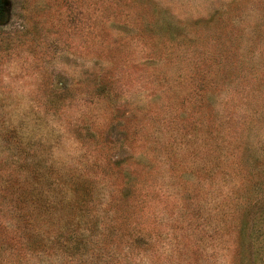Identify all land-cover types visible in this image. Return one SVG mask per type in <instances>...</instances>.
Segmentation results:
<instances>
[{
    "label": "rangeland",
    "instance_id": "374dc122",
    "mask_svg": "<svg viewBox=\"0 0 264 264\" xmlns=\"http://www.w3.org/2000/svg\"><path fill=\"white\" fill-rule=\"evenodd\" d=\"M0 264H264V0L1 2Z\"/></svg>",
    "mask_w": 264,
    "mask_h": 264
},
{
    "label": "water",
    "instance_id": "95a60500",
    "mask_svg": "<svg viewBox=\"0 0 264 264\" xmlns=\"http://www.w3.org/2000/svg\"><path fill=\"white\" fill-rule=\"evenodd\" d=\"M1 2H4V0H0V3H1Z\"/></svg>",
    "mask_w": 264,
    "mask_h": 264
}]
</instances>
